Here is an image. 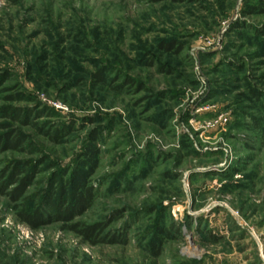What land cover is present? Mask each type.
I'll use <instances>...</instances> for the list:
<instances>
[{"label": "rangeland", "instance_id": "1", "mask_svg": "<svg viewBox=\"0 0 264 264\" xmlns=\"http://www.w3.org/2000/svg\"><path fill=\"white\" fill-rule=\"evenodd\" d=\"M263 9L0 0V108L30 118L0 117L28 139L0 170L38 166L31 211L96 147L97 200L75 222L121 240L91 246L63 222L31 228L0 196V264H264Z\"/></svg>", "mask_w": 264, "mask_h": 264}, {"label": "trees", "instance_id": "2", "mask_svg": "<svg viewBox=\"0 0 264 264\" xmlns=\"http://www.w3.org/2000/svg\"><path fill=\"white\" fill-rule=\"evenodd\" d=\"M161 49L168 52L173 51L174 45L164 43L161 45ZM103 73L104 71L95 74L98 83L104 84L106 72ZM124 83L126 85L133 84V81L126 78ZM2 91L0 88V93ZM0 117L28 125L30 123L29 116L22 117L19 110L15 108L1 107ZM8 128L7 124L0 122V156L9 152H25L27 137L21 132L5 131ZM92 137L93 141H97L99 136L94 133ZM97 154L96 147L89 146L88 150L80 157V165L67 178L56 177V180L54 179L56 184L52 183L46 187L43 193L45 196L35 203L31 211L26 210V202L31 199L28 194L40 173L39 168L32 161H11L5 168L0 170V196L7 198L11 204L20 207L18 213L20 221L31 228L40 229L49 223L63 222L67 225L69 231L80 237L88 245L121 242L116 235L101 236L105 230L103 224L93 223V225H88L80 221L75 222L77 218L89 212L97 200L98 193L95 186L91 185V176L97 167ZM65 175H68L67 172ZM155 245L156 243L151 244L152 251ZM155 253L160 254L158 249L155 250Z\"/></svg>", "mask_w": 264, "mask_h": 264}]
</instances>
